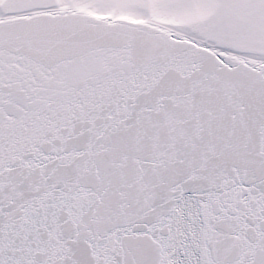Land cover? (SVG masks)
<instances>
[{
    "label": "snow or ice",
    "instance_id": "6c2138e0",
    "mask_svg": "<svg viewBox=\"0 0 264 264\" xmlns=\"http://www.w3.org/2000/svg\"><path fill=\"white\" fill-rule=\"evenodd\" d=\"M0 264H264V0H0Z\"/></svg>",
    "mask_w": 264,
    "mask_h": 264
}]
</instances>
